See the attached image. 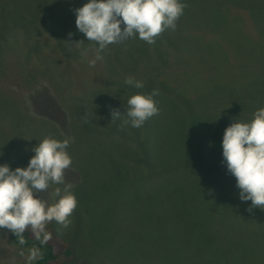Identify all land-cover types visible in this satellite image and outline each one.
<instances>
[{"label": "rangeland", "instance_id": "374dc122", "mask_svg": "<svg viewBox=\"0 0 264 264\" xmlns=\"http://www.w3.org/2000/svg\"><path fill=\"white\" fill-rule=\"evenodd\" d=\"M186 1L175 30L111 44L90 67L98 45L74 11L88 0H0V165L26 167L45 137L70 140L77 207L68 228L48 224L69 250L56 264H264V210H246L221 143L264 107V0ZM154 87L159 114L122 128L127 99ZM238 102L240 118L224 113ZM57 186L36 195L52 203ZM20 250L0 229V264H25Z\"/></svg>", "mask_w": 264, "mask_h": 264}, {"label": "clouds", "instance_id": "9594fccd", "mask_svg": "<svg viewBox=\"0 0 264 264\" xmlns=\"http://www.w3.org/2000/svg\"><path fill=\"white\" fill-rule=\"evenodd\" d=\"M186 7L182 0H88L74 11L76 28L87 41L98 45L92 49L94 55L88 60L89 66L103 61L101 53L111 44L137 37L154 44L165 30H175ZM68 36L70 39L72 33ZM124 84L136 89L145 87L143 81L131 76L125 78ZM157 95L158 89L150 94L131 95L126 101L128 107L123 112L121 127L131 125L139 129L158 115L159 108L153 99ZM110 114L111 122L121 120L119 109L110 108ZM221 143L222 163L235 177L240 200L251 201L246 210H264V107L255 110L250 121L235 120L227 126ZM69 144L68 138L61 141L45 137L33 147L34 155L26 167L13 170L6 163L0 165V229L15 235L25 264L44 258V252L36 245L25 252L26 231L30 229L32 237L40 245H46L52 239L48 224L56 222L63 229L71 224L69 217L77 207V199L72 191L74 185L65 182V172L72 165L66 151ZM50 185H58L52 192L56 197L52 203L36 195L47 192Z\"/></svg>", "mask_w": 264, "mask_h": 264}, {"label": "trees", "instance_id": "16d2710c", "mask_svg": "<svg viewBox=\"0 0 264 264\" xmlns=\"http://www.w3.org/2000/svg\"><path fill=\"white\" fill-rule=\"evenodd\" d=\"M183 1L187 2L186 0H182V2ZM190 1H193V0H189V2ZM204 1L209 2V0H204ZM210 4H208V5H210ZM210 7H212V8H210ZM214 8H215L214 6H208V9L211 11V13L215 12ZM212 9H213V11H212ZM220 15H222V14L219 13V15H217V17L215 18V21L217 23H218V19L220 20L219 21L220 23H223V16H220ZM210 17H212V14H210ZM143 52H145V48H143ZM132 62H131V64H132ZM151 83H153V82H151V81L148 82L149 87H150ZM154 89H156V87H154ZM232 107L233 108H228L224 113L228 114V116H234L236 118H238V117L240 118L239 114L241 111H244V107H246V106L243 102H238V103H235L234 106H232ZM192 116L196 117L194 114ZM244 119H247V118H244ZM149 159H150V162L152 163V165L155 166V163L157 162V160H156L157 158L155 155H150V157H149V156L145 155L143 152H141L138 154V156L136 157L135 160L138 162H143L144 165L148 167L147 161H149ZM184 165L189 166L190 163L184 164ZM47 229H48V231H50L52 233V239L46 245H40L39 242L36 241L32 237V233H31L30 229L24 233V236L26 239V245L24 247H31L33 245H36V246L40 247L41 250L44 252V258L42 260L34 261L33 264H56L62 253H66V254L69 253L68 248L65 250L62 249L63 244L60 241V239L58 238L57 231H56L55 227L52 225H47ZM6 231H8V230H6ZM8 233L10 235L11 242L14 245L20 247V245L18 244V240L15 237V235L13 233H11L10 231H8Z\"/></svg>", "mask_w": 264, "mask_h": 264}]
</instances>
